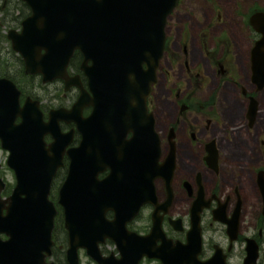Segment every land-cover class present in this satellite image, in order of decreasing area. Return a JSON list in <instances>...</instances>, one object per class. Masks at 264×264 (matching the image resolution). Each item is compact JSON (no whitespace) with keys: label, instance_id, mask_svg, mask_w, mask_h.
<instances>
[{"label":"water","instance_id":"1","mask_svg":"<svg viewBox=\"0 0 264 264\" xmlns=\"http://www.w3.org/2000/svg\"><path fill=\"white\" fill-rule=\"evenodd\" d=\"M21 1L32 14L22 22V32L11 30L7 37L13 51L23 57L26 74L41 73L44 83L55 79L75 83L78 79L71 80L67 66L80 50L81 69L93 96L82 91L72 109L53 111L44 120L36 103L28 100L21 106L19 89L0 78V145L9 153L8 167L18 179L9 205L0 202V234L9 237L0 239V264H55L47 262L58 215L49 197L65 157L69 167L58 200L69 235L68 264L80 263L82 248L99 264H139L144 256L162 264H202L197 262L202 247L200 213L208 203L195 202L186 244L159 237V226L150 236L127 230L140 206L150 201L148 175L152 181L159 174L160 138L147 99L159 82L167 20L180 0ZM248 19L261 34L251 54L254 77L262 88L264 11ZM87 106L93 111L84 118ZM249 111L254 120L257 103ZM62 123L76 126L81 135L77 147H71L75 129L65 132ZM107 169L108 176L100 180L99 174ZM233 226L228 224L231 238ZM106 239L117 245L121 258L102 256L99 244ZM251 245L245 264L257 259L258 249ZM210 264L218 263L212 259Z\"/></svg>","mask_w":264,"mask_h":264},{"label":"flooded vegetation","instance_id":"2","mask_svg":"<svg viewBox=\"0 0 264 264\" xmlns=\"http://www.w3.org/2000/svg\"><path fill=\"white\" fill-rule=\"evenodd\" d=\"M7 1L3 2L5 6ZM256 11H260V9L256 8L250 11L249 16ZM20 24L15 25L14 28L21 30ZM245 26L250 31L251 36L254 37L251 39L248 52L247 80L242 81L239 72L234 67L229 66L227 59L232 57L229 55L231 50H224L222 45L220 48L222 51L224 50L223 54L220 48H217L214 52V55L217 56L213 58L212 65L224 83L230 82L234 89L242 91L243 100L247 103L246 130L250 131L255 127L259 113L257 97L261 92H264V87L259 88L261 85L254 77L251 54L261 35L253 30L249 24V19ZM3 42L9 43L10 41L4 38ZM9 46L8 50L13 53L17 62L13 65L12 61H3L6 55L3 56L0 52V77L13 81L20 89L21 105H24L28 100L36 103L43 112L45 120L53 111L71 108L80 99L82 89H88L87 77L81 70L84 63V56L81 51L76 50L74 52L67 66L69 77L71 80L78 79L76 81L78 84L76 82L66 84L64 79H55L52 82L44 83L43 74H26V64L23 57L12 51V45ZM184 49L187 53L186 46ZM231 62L233 61L231 60ZM91 64L89 62V65ZM184 65L187 68L188 77L193 78V70L189 63L185 61ZM52 85H61L59 93L51 95L43 92V89ZM154 89L155 87L147 102L149 112H152L153 116H155L154 110L157 107L153 97ZM176 98L179 109L178 118L166 124V129L160 130L157 127V116H155V129L160 138L159 174L152 181L148 175L150 202L140 207L138 215L128 224V229L146 236L158 223L160 231L164 232L167 239L186 244L191 226L192 209L198 200L205 204L208 203V205L200 213L202 247L197 262L210 264V260L215 259L218 264L224 262L226 264H245L250 249H253L251 245L253 244L258 249V255L256 262L252 264H264L263 150L259 153L255 150L254 157L248 160L231 156V148L225 147L223 143H230V130L240 129L239 132L242 133L244 131L242 126L232 125L223 129L219 119L214 117L212 113L215 101L201 102L195 98L193 93L190 95V93H183L182 91L177 92ZM53 102L58 103L54 104ZM253 103H257V116L254 120L249 118V110ZM92 109L91 106H88L82 111V116L88 117ZM193 115L195 117L189 123L188 118ZM186 121L189 123L184 131L187 141L182 140L179 136V132L184 127L183 123ZM62 126L64 131L76 129L74 124H62ZM131 137L132 134L128 135L129 139ZM74 140L76 142L73 145L77 146L80 140L79 131L76 132ZM1 150L3 148L0 145ZM184 150H190V153L184 154ZM171 160L174 161L173 167ZM68 166V163L65 164L64 162V167L60 168L54 177L50 188L52 201L58 199L60 187L66 179ZM109 172V169L103 171L99 174V178L102 180L108 176ZM17 184L18 179L15 171L7 167V161L0 163V202L8 206L6 202L13 194ZM249 188L253 192L251 202L247 192ZM5 212L3 210V214ZM107 217L112 219L113 212H108ZM228 224L234 225L235 228L232 238L228 233ZM0 238L8 239L4 233L0 234ZM109 245H114L115 250H108L107 246ZM101 253L104 256L112 254L119 257L116 245L111 240H106L102 244ZM153 261L155 260H148L147 258L141 260L142 263H152ZM141 262L140 264H142Z\"/></svg>","mask_w":264,"mask_h":264},{"label":"rangeland","instance_id":"3","mask_svg":"<svg viewBox=\"0 0 264 264\" xmlns=\"http://www.w3.org/2000/svg\"><path fill=\"white\" fill-rule=\"evenodd\" d=\"M7 1V0H4ZM3 0H0L2 6ZM264 9V0H181L175 13L168 20L166 29L168 39L167 55L162 62V70L158 76V84L153 93L154 102L157 107L154 110L157 116V127L160 130L166 129V124L178 118V107L176 94L193 93L199 101H215L213 115L220 121L221 127L242 126V133L238 130H230V143L224 142L225 147L231 148V156L248 160L263 150L264 153V92H261L259 100V113L256 124L250 131L246 130V105L243 100L242 91L236 90L230 82H223L213 67L215 50L221 45L225 49H230V59H227L229 66L234 67L239 72L242 81L247 80L246 72L248 68V57L251 46L250 31L245 23L248 21L249 12L253 9ZM21 14V10L14 7L9 15L4 33L8 32L16 25L14 18ZM4 35V34H2ZM0 52L5 56V60L17 61L13 53L8 50L9 42H0ZM187 47L185 53L184 47ZM223 50V51H224ZM220 51L222 49L220 48ZM223 51L221 52L223 54ZM231 60L233 62H231ZM185 61L193 70V78L188 77ZM199 75V77H196ZM38 83V82H36ZM38 86V85H36ZM61 85L48 86L43 89L45 93L55 95L59 93ZM40 89V88H39ZM252 91V90H251ZM57 104L58 102H53ZM195 116L188 118L189 123ZM188 121L183 123V128L179 132L180 138L187 141L185 129L189 125ZM190 150H184V154H189ZM8 154L0 151V163L8 160ZM250 202L253 200L252 189H248ZM62 240L63 235L58 234ZM108 250H115L114 245L107 246ZM81 264H97L86 256L85 251L79 253ZM142 263V262H141ZM142 264H157L144 262Z\"/></svg>","mask_w":264,"mask_h":264},{"label":"trees","instance_id":"4","mask_svg":"<svg viewBox=\"0 0 264 264\" xmlns=\"http://www.w3.org/2000/svg\"><path fill=\"white\" fill-rule=\"evenodd\" d=\"M16 7L18 8L19 10H21V14L14 18L13 22H17L16 25L18 26L19 23H21L22 20L25 19V17L27 16V14H29V8L28 6L24 5L23 3H21L20 1L18 0H9L7 1V4L5 6V4H2V6H0V41H2V27L5 25L6 26V23H7V20L5 18V15H9L11 10ZM15 27V26H14ZM5 37V36H4ZM57 224H58V228L61 230V234L64 235V240H65V243L67 242V235H66V231L64 230V223H63V216L60 215L57 219ZM54 258H56L57 262L59 264H66V258H65V255H64V250H62V247L59 245V248H56L55 250V254H54Z\"/></svg>","mask_w":264,"mask_h":264}]
</instances>
